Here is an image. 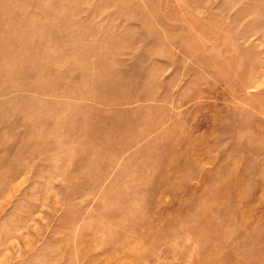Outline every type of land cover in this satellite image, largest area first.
Returning <instances> with one entry per match:
<instances>
[{"label": "rangeland", "instance_id": "rangeland-1", "mask_svg": "<svg viewBox=\"0 0 264 264\" xmlns=\"http://www.w3.org/2000/svg\"><path fill=\"white\" fill-rule=\"evenodd\" d=\"M0 264H264V0H0Z\"/></svg>", "mask_w": 264, "mask_h": 264}]
</instances>
